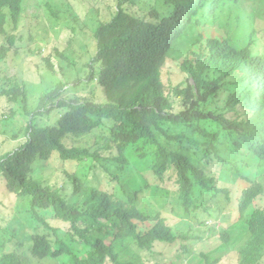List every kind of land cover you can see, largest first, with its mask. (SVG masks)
<instances>
[{
    "label": "trees",
    "instance_id": "obj_1",
    "mask_svg": "<svg viewBox=\"0 0 264 264\" xmlns=\"http://www.w3.org/2000/svg\"><path fill=\"white\" fill-rule=\"evenodd\" d=\"M24 2L0 0V65L16 45L7 25L18 29ZM263 6L264 0L108 3L109 17L94 30L96 52L83 66L86 75L41 94L36 109L25 106V141L0 154V178L22 227L18 234L0 225V264H137L126 260L125 249L151 256L157 243L178 240L156 209L159 194H171L161 187L165 178L174 180V195L191 220L237 213L246 235L239 264H259L264 39L252 17ZM194 35L180 58L186 80L166 92L163 69L178 43ZM57 56L77 66L66 54ZM47 64L54 71L50 59ZM72 83L90 90L70 97ZM3 94L11 103L27 101L23 88ZM169 95L182 101L179 113ZM54 110L60 112L55 124L37 125ZM61 163L89 165V173L81 179L52 167ZM44 168L57 177H40ZM139 172H151L157 182L142 184ZM221 237L226 244L232 238ZM10 249L14 253H6ZM200 256L207 264L221 261Z\"/></svg>",
    "mask_w": 264,
    "mask_h": 264
},
{
    "label": "rangeland",
    "instance_id": "obj_2",
    "mask_svg": "<svg viewBox=\"0 0 264 264\" xmlns=\"http://www.w3.org/2000/svg\"><path fill=\"white\" fill-rule=\"evenodd\" d=\"M108 3L115 7L117 0H25L18 29L13 30L9 21L7 30L10 34L16 35L17 42L8 58L0 65V154L13 150L19 142L25 141L23 128L29 120V116L25 114V106L36 109L41 94L53 91L60 82H71L80 75L83 77L86 75L83 66L91 62L96 52L94 30L98 21L109 17ZM244 6L247 7L245 3ZM252 21L256 24L257 37L264 39V6L260 16L254 13ZM194 37L196 36L182 39L176 46L172 59L165 65L162 79L166 92L185 82L186 75L181 70L183 58H180L189 48L190 39ZM59 53L71 57L77 66H68L67 62L57 56ZM48 59L54 65V71L48 67ZM14 88H23L27 94V101L20 97L18 103H11L3 92ZM67 90V94L72 97L77 92L86 93L90 89L82 91L80 88L79 91L72 83L67 86ZM169 96L173 102L174 113H179L182 110V101L175 95ZM59 113L58 110H54L52 114L39 118L37 125L44 127L55 124ZM52 167L77 172L81 179L89 173V165L83 164L61 163L59 166L53 164ZM55 174L53 169L44 168L39 176L48 179L52 176L57 177ZM138 174V177L141 176L142 184L145 180L147 183L157 182L151 172ZM0 180L2 201L0 225L10 228L11 232L21 234L22 227L16 223L18 220L15 199L8 192L3 178ZM58 182L62 184V180ZM161 187L171 194H159L156 209L162 211L170 221L178 240L172 245L157 243L151 256L134 248L125 249L126 260L137 264H207L200 256L202 253L211 260L221 259L217 264H239V248L243 247L246 235L240 231L244 222L239 220L237 213L225 211L216 220L211 217L200 218L198 221L191 220L184 214L177 196L174 195L176 190L174 180L165 178ZM225 206L229 207L227 204ZM201 221H205V224H201ZM146 226L145 224L141 227L146 229ZM222 232L232 237L228 244L223 241ZM222 245L226 246L225 250L218 252ZM6 253H14V250L10 249ZM106 264L111 262L108 260ZM259 264H264V259Z\"/></svg>",
    "mask_w": 264,
    "mask_h": 264
}]
</instances>
